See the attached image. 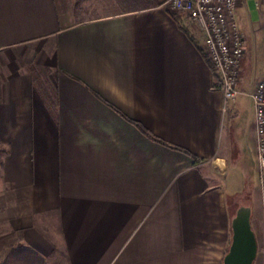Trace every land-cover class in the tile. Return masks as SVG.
Listing matches in <instances>:
<instances>
[{"label":"crops","instance_id":"crops-1","mask_svg":"<svg viewBox=\"0 0 264 264\" xmlns=\"http://www.w3.org/2000/svg\"><path fill=\"white\" fill-rule=\"evenodd\" d=\"M165 1L0 0L1 252L222 264L231 200L264 175L248 97L264 71V7L236 9L240 94L223 112L200 35Z\"/></svg>","mask_w":264,"mask_h":264},{"label":"built area","instance_id":"built-area-1","mask_svg":"<svg viewBox=\"0 0 264 264\" xmlns=\"http://www.w3.org/2000/svg\"><path fill=\"white\" fill-rule=\"evenodd\" d=\"M241 0H166L167 8L186 18L201 37V52L216 74L222 94V110L234 102L244 55V35L236 20ZM264 7V0H254ZM253 110L256 160L264 169V71L248 94Z\"/></svg>","mask_w":264,"mask_h":264},{"label":"rangeland","instance_id":"rangeland-1","mask_svg":"<svg viewBox=\"0 0 264 264\" xmlns=\"http://www.w3.org/2000/svg\"><path fill=\"white\" fill-rule=\"evenodd\" d=\"M255 191L251 190L249 192H245L244 194L239 195L231 200V212L232 216L234 214L235 209L238 205L243 204L246 206H250L252 208L251 213V221H252V228L255 232L256 240H257V256L255 259L254 264H264V175L259 174L257 176V180L255 181ZM253 186V185H252ZM37 224L46 232V234H51L57 240V245H59V238L57 233V227L54 221V218L50 215L42 216L41 218L37 219ZM3 223V222H2ZM5 223V222H4ZM6 226L4 224L1 225L0 220V257H7L8 261L0 260V264H64L65 261L63 260V255L61 250L56 253L46 262L37 258V257H26L25 255H18L13 245H11L10 250H4L1 252L2 247L1 242V235L6 233L5 230ZM11 233V240L10 243L13 244V239L16 238V234L13 230H10ZM10 251V252H9ZM9 252L8 256H5ZM4 254V255H2ZM43 262V263H42Z\"/></svg>","mask_w":264,"mask_h":264},{"label":"water","instance_id":"water-1","mask_svg":"<svg viewBox=\"0 0 264 264\" xmlns=\"http://www.w3.org/2000/svg\"><path fill=\"white\" fill-rule=\"evenodd\" d=\"M230 234L222 264H254L258 246L252 228L250 206H237L230 220Z\"/></svg>","mask_w":264,"mask_h":264},{"label":"trees","instance_id":"trees-1","mask_svg":"<svg viewBox=\"0 0 264 264\" xmlns=\"http://www.w3.org/2000/svg\"><path fill=\"white\" fill-rule=\"evenodd\" d=\"M214 76L217 78L216 74L214 73ZM15 249L18 255H25L26 257H34L33 253L25 250L23 247H16Z\"/></svg>","mask_w":264,"mask_h":264}]
</instances>
